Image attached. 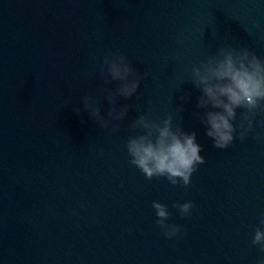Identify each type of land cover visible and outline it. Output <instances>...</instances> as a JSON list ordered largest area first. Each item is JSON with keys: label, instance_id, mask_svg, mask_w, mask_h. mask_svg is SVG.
Masks as SVG:
<instances>
[{"label": "water", "instance_id": "1", "mask_svg": "<svg viewBox=\"0 0 264 264\" xmlns=\"http://www.w3.org/2000/svg\"><path fill=\"white\" fill-rule=\"evenodd\" d=\"M220 46L264 60V0H0V264H264L251 243L264 142L250 134L216 149L194 115L192 68ZM106 50L150 73L131 100L118 98L133 105L118 133L73 111L98 94ZM109 107L102 100L101 114ZM141 113L196 134L206 162L188 188L129 163L128 124ZM153 201L181 239L160 234ZM188 201L181 218L172 206Z\"/></svg>", "mask_w": 264, "mask_h": 264}, {"label": "clouds", "instance_id": "2", "mask_svg": "<svg viewBox=\"0 0 264 264\" xmlns=\"http://www.w3.org/2000/svg\"><path fill=\"white\" fill-rule=\"evenodd\" d=\"M96 64L102 86L97 95L83 96V109L76 106L73 111L77 116L82 111L87 113L100 131L118 133L133 107L128 103L115 107L118 98L131 100L150 73H141L125 54L111 50H106ZM189 80L200 92L196 98L198 112L194 115L216 149L227 150L234 140L243 142L250 134L253 140L264 142V132L256 131L257 127L264 130V60L254 51L247 47L220 46L214 55L192 68ZM110 84L114 87H106ZM180 99L187 103L189 94L181 95ZM102 100L110 106L107 116L101 114ZM183 110V105L177 107L178 112ZM124 148L129 163L146 180L163 177L173 187L188 188L197 166L206 162L199 154L202 149L196 143V134L187 133L179 126L173 128L171 115L157 121L139 114L128 124ZM172 207L181 218H187L195 205L188 201ZM152 208L164 239H181L185 230L182 225L168 223L171 213L167 206L153 201ZM258 222L260 227L254 230L251 243L264 254V213Z\"/></svg>", "mask_w": 264, "mask_h": 264}]
</instances>
